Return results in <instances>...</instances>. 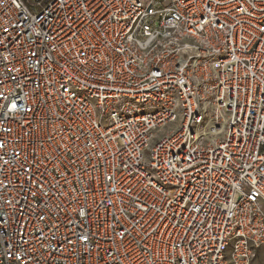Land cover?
<instances>
[{"label": "built area", "instance_id": "1", "mask_svg": "<svg viewBox=\"0 0 264 264\" xmlns=\"http://www.w3.org/2000/svg\"><path fill=\"white\" fill-rule=\"evenodd\" d=\"M264 0H0V264H253Z\"/></svg>", "mask_w": 264, "mask_h": 264}, {"label": "rangeland", "instance_id": "2", "mask_svg": "<svg viewBox=\"0 0 264 264\" xmlns=\"http://www.w3.org/2000/svg\"><path fill=\"white\" fill-rule=\"evenodd\" d=\"M253 264H264V249L260 251Z\"/></svg>", "mask_w": 264, "mask_h": 264}]
</instances>
